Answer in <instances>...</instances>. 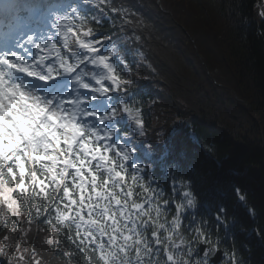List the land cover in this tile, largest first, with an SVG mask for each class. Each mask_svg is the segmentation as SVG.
I'll use <instances>...</instances> for the list:
<instances>
[{
    "label": "trees",
    "instance_id": "obj_1",
    "mask_svg": "<svg viewBox=\"0 0 264 264\" xmlns=\"http://www.w3.org/2000/svg\"><path fill=\"white\" fill-rule=\"evenodd\" d=\"M113 1L121 10L108 6ZM260 1L160 0L158 6L157 0H104L95 12L89 0L74 1L81 13L86 12L85 25L93 29V36L111 38L108 51L115 49L118 74L132 81L129 97L142 108L145 135L136 134L129 121L121 123L126 122L132 136L135 156L163 182L160 193L173 192L179 180L195 198L181 227L185 237L199 227L210 238L218 231L216 225H234L235 216V226L243 233L239 238L248 242L250 253L243 254L249 264H264V19L254 20ZM123 13L129 15L108 18ZM177 126L181 129L168 140ZM164 160L171 171L163 168ZM236 187L246 193L237 211L214 205L220 201L216 193L233 196ZM143 194L133 187L132 199L141 202ZM220 208L226 211L218 222ZM25 209L21 205V213ZM3 212L1 255L19 249L37 260L42 251L52 264H89L91 255V264H102L96 254L82 252L67 239L63 226L57 224L61 231H53L44 223L45 216L37 217L34 210L22 221ZM257 233L260 240H250ZM53 239L57 244L49 242ZM31 246L34 255L29 253Z\"/></svg>",
    "mask_w": 264,
    "mask_h": 264
},
{
    "label": "snow or ice",
    "instance_id": "obj_2",
    "mask_svg": "<svg viewBox=\"0 0 264 264\" xmlns=\"http://www.w3.org/2000/svg\"><path fill=\"white\" fill-rule=\"evenodd\" d=\"M22 9L50 18V27L68 54L62 55L53 42L54 61L48 62L50 57L45 55L28 60L17 49L25 53L28 46L43 50L49 47L45 41H51V36L4 34L0 48V211L6 209L9 218H18L34 210L37 217L45 216L44 223L53 231H61L57 224L63 226L67 239L82 252L96 254L102 264H160L161 252L164 264H209L210 255L217 251L215 245L196 252L200 258L193 257L195 245L210 244L207 233L197 227L186 238L180 230L181 213L195 204L192 192L184 191V199L173 205L176 215L170 222L164 216L161 222L169 201L161 206L159 193L139 183L146 172L136 162L137 149L121 120L130 121L136 134L144 136L142 108L129 97L132 81L118 74L115 49L101 52L104 41L111 38L94 37L75 4L28 9L4 3L6 20L12 18L6 27L11 29ZM259 15L264 19V9ZM70 37L79 51L69 47ZM81 65L92 68L86 72ZM129 168L134 170L131 184ZM134 185L148 192L142 202L132 199ZM233 191L241 203L246 202L241 188ZM21 205L26 206L23 213ZM225 211H217L218 222ZM49 242L57 244L54 239ZM87 259L91 264L92 256ZM232 264L239 262L233 259Z\"/></svg>",
    "mask_w": 264,
    "mask_h": 264
},
{
    "label": "bare ground",
    "instance_id": "obj_3",
    "mask_svg": "<svg viewBox=\"0 0 264 264\" xmlns=\"http://www.w3.org/2000/svg\"><path fill=\"white\" fill-rule=\"evenodd\" d=\"M108 6H115L116 7V10L118 11V10H121L120 9V4L117 2V1H113V2H110V3H108ZM129 15V13H123L122 15H112V16H109L108 18H112V17H115V18H118V17H120V16H128ZM36 16V15H35ZM37 18V17H36ZM106 47L104 46V49H105ZM135 103V102H134ZM142 105H143V107L144 108H147L148 107V104L146 103V102H140ZM223 173L224 174H229V171H227V170H225V171H223ZM39 174V173H38ZM166 174H169V178L171 177V174L170 173H166ZM169 181V180H168ZM223 248H221V249H219V252H220V250H222ZM219 252H216L217 254H219ZM214 264H220V261H216Z\"/></svg>",
    "mask_w": 264,
    "mask_h": 264
},
{
    "label": "rangeland",
    "instance_id": "obj_4",
    "mask_svg": "<svg viewBox=\"0 0 264 264\" xmlns=\"http://www.w3.org/2000/svg\"><path fill=\"white\" fill-rule=\"evenodd\" d=\"M262 9H264V0H261V1L258 3V5H257V7H256V9H255L254 18H255L256 21H260V20L262 19V18L260 17V15H259V12H260Z\"/></svg>",
    "mask_w": 264,
    "mask_h": 264
}]
</instances>
